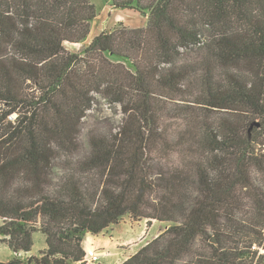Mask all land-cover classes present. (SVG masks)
Instances as JSON below:
<instances>
[{
  "label": "trees",
  "instance_id": "16d2710c",
  "mask_svg": "<svg viewBox=\"0 0 264 264\" xmlns=\"http://www.w3.org/2000/svg\"><path fill=\"white\" fill-rule=\"evenodd\" d=\"M111 4L147 25L118 24L71 52L66 43L86 40L96 18L90 0H0V242L14 253L0 264H85V235L125 215L172 225L120 264H178L211 238L187 264H255L252 248L264 245V190L253 178L264 173V0ZM184 53L200 61L178 63ZM97 93L124 114L80 162L104 178L101 191L70 175L51 192L53 162L78 149ZM179 100L191 108L170 115ZM180 149L195 159V195L186 170L165 177L159 165ZM241 191L255 206L244 221ZM37 231L46 246L22 258Z\"/></svg>",
  "mask_w": 264,
  "mask_h": 264
},
{
  "label": "rangeland",
  "instance_id": "374dc122",
  "mask_svg": "<svg viewBox=\"0 0 264 264\" xmlns=\"http://www.w3.org/2000/svg\"><path fill=\"white\" fill-rule=\"evenodd\" d=\"M91 3L95 5V12H96V18L91 24L90 27V34L86 40H84L81 43L77 44H69L66 43V47L71 52H81L85 46L91 43L93 38L100 33L101 31H110L112 28H114L116 25L125 24L131 27H140V26H146L148 18L147 16H143L142 14L136 12V10H127L126 15V23L124 21L120 20L119 16H116L117 13V7L112 6L111 0H90ZM203 52L205 53V49H203ZM199 54H202L199 52ZM201 56L197 55L195 53H189L181 57V59L178 61V63H196L200 61ZM221 70L217 69V75L222 79V74L219 73ZM203 71L201 70V73ZM196 84V83H195ZM198 88H195L197 91L204 90L201 83L197 82ZM185 104V105H184ZM189 104L184 103V101L179 100L176 103H171L170 105V115L173 116L177 113H181L182 110L186 112V110L190 109L192 105H186ZM4 107L0 106V111H2ZM122 107L120 104H116L115 102H110L106 97L102 96L100 93L95 94V100L92 109L87 111L85 118L83 119L81 123V128L79 131V141L80 144L78 145V149L75 150L72 153L64 154L63 152L58 155V157L53 162V175L51 177V182L53 183L49 190L54 192L57 190V188L60 187V183L67 177H70L72 175L73 179H81V184H84V186L89 190L90 192H93L94 194L99 195V192L102 188V179L100 176H98L96 173H86L81 172L79 170L80 162L84 161L90 154L91 151V140L93 137H111L115 132H117L124 121V114L122 113ZM178 115V114H177ZM223 115L222 113L215 114V117H219ZM15 118V115L12 114L10 117ZM175 118H169V123L174 124ZM189 152H183L182 149L175 152H170V155L165 159L162 160V163H159L161 170L163 171V174L165 177H168L175 169L182 168L183 170H186L188 172V176H190V183L187 186V193L189 195H195L196 194V187L195 184L196 181H198V175L196 173V169L194 168L193 162L195 161L194 157L192 155L188 154ZM253 178H254V184L257 186V188H260L264 190V173L259 171H253ZM92 186H95L94 188ZM160 194V192L155 193L153 196L150 197V201H154L155 197H157ZM241 195V202H242V209L240 212L239 218L244 221V216H253V212L255 210V206L253 204V200L249 199L248 197H245V191L240 192ZM149 210V209H147ZM180 213H177L176 216L178 217ZM153 220V219H152ZM156 220V219H154ZM42 221V219H41ZM158 221V220H157ZM2 219L0 218V225L2 224ZM161 222V221H159ZM163 223V222H161ZM164 225V226H163ZM162 228L157 231V233L153 236L148 237L147 240L142 241L139 244H137V247L134 248V250H130L129 248L126 250V255H129L128 258L135 255L142 247L145 245L147 246L149 243H151L155 238H157L159 235L164 233V227H169L172 225L163 223ZM168 229V228H167ZM107 230V229H106ZM105 232V231H104ZM263 237H264V229H263ZM34 243L32 247V253L38 254L39 251L44 247L46 244L45 240V234L41 231H37L33 234ZM216 244V242L211 238L208 239V242L200 241L195 244L193 252L187 256H184V258L181 261H178V264H187V262L195 256L194 251L196 253L200 252H207L211 249V244ZM264 243V241H263ZM46 246V245H45ZM253 251H257L256 254V263L258 261H261L262 264H264V245H254ZM13 257V251L11 248L2 242H0V262H6L10 260V258ZM122 263V260H119ZM255 263V264H256ZM98 264H102L101 262ZM120 264V263H119Z\"/></svg>",
  "mask_w": 264,
  "mask_h": 264
},
{
  "label": "crops",
  "instance_id": "0c3cea01",
  "mask_svg": "<svg viewBox=\"0 0 264 264\" xmlns=\"http://www.w3.org/2000/svg\"><path fill=\"white\" fill-rule=\"evenodd\" d=\"M127 10L117 9L116 16L126 23ZM163 223L147 218H133L125 215L118 223L112 224L105 232L96 235L87 233L84 238L83 248L101 256L102 264H119L128 259L126 250H134L137 244L153 236L162 228ZM164 226V225H163ZM168 227H164L167 230ZM6 244V243H4ZM45 247V245H44ZM43 247V248H44ZM14 254V253H13ZM31 252H22V258L37 256Z\"/></svg>",
  "mask_w": 264,
  "mask_h": 264
},
{
  "label": "built area",
  "instance_id": "2783aa9c",
  "mask_svg": "<svg viewBox=\"0 0 264 264\" xmlns=\"http://www.w3.org/2000/svg\"><path fill=\"white\" fill-rule=\"evenodd\" d=\"M100 262H101V256L100 255L95 254L93 252L86 253V256L84 258L85 264H98Z\"/></svg>",
  "mask_w": 264,
  "mask_h": 264
}]
</instances>
